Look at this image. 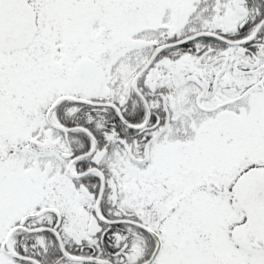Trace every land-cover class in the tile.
<instances>
[{
	"label": "snow or ice",
	"instance_id": "6c2138e0",
	"mask_svg": "<svg viewBox=\"0 0 264 264\" xmlns=\"http://www.w3.org/2000/svg\"><path fill=\"white\" fill-rule=\"evenodd\" d=\"M0 264H264V0H0Z\"/></svg>",
	"mask_w": 264,
	"mask_h": 264
}]
</instances>
